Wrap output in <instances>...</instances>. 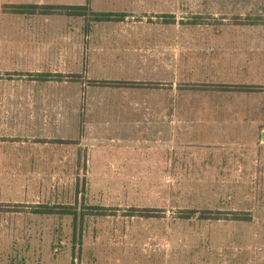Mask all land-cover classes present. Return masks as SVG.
<instances>
[{
    "label": "rangeland",
    "instance_id": "obj_1",
    "mask_svg": "<svg viewBox=\"0 0 264 264\" xmlns=\"http://www.w3.org/2000/svg\"><path fill=\"white\" fill-rule=\"evenodd\" d=\"M27 1L0 0V12ZM133 1L104 6L134 11L120 22L86 27L55 15L46 35L29 21L0 29L6 39L38 37L23 43L20 62L0 60V264H264V79L251 97L233 95L239 121L249 117L240 103H260L253 140L236 139L250 133L241 128L180 150L142 140L150 116L129 101L160 89L147 79L156 78L163 4ZM227 2L228 20L261 24L264 60V0ZM180 5L189 19L190 0ZM38 71L63 78L41 82ZM47 204L76 216L34 211ZM203 209L250 219L203 221Z\"/></svg>",
    "mask_w": 264,
    "mask_h": 264
},
{
    "label": "crops",
    "instance_id": "obj_2",
    "mask_svg": "<svg viewBox=\"0 0 264 264\" xmlns=\"http://www.w3.org/2000/svg\"><path fill=\"white\" fill-rule=\"evenodd\" d=\"M120 1L89 0V7L94 12H134L129 9L107 10L104 7L111 2ZM138 2L139 0H134L129 7L138 5ZM161 2L163 5L158 8L163 13L158 22L161 29L157 34L161 40L156 57L158 67L156 78L151 80L149 74L150 78L147 79L157 81L160 89L156 94H149L147 99L129 101V109H142L145 110L143 116H150L146 119L147 123L141 126L148 132L145 134L147 137L142 140L167 139L173 143L172 149L180 150L182 141H230L233 134H237L236 129L240 128L249 129L250 133L235 137L236 139L253 140L254 127L261 122L260 116H254L255 110L260 112V103L257 102L256 106L250 99V102L240 103L239 106L249 113V117L244 116L239 121L237 96L233 95L243 92V96L248 97L249 94L251 97L254 93L252 88L260 86L264 79L261 24L228 20L227 0H190L189 19L181 16V0ZM20 3L84 5L86 0H67L63 3L30 0L12 4ZM127 14L124 17H128ZM49 16L55 15L0 12V29L19 30L26 26L23 22L29 21V28L37 32L38 28L45 26L46 35L48 18H51ZM37 38H30L29 42H25L20 37H0V60L20 62L22 54L26 52L22 47L26 44L23 43L37 44ZM132 114L136 118L137 112H132L130 117H133ZM154 121L161 132L154 130Z\"/></svg>",
    "mask_w": 264,
    "mask_h": 264
},
{
    "label": "trees",
    "instance_id": "obj_3",
    "mask_svg": "<svg viewBox=\"0 0 264 264\" xmlns=\"http://www.w3.org/2000/svg\"><path fill=\"white\" fill-rule=\"evenodd\" d=\"M7 11L16 14L23 15H66L71 17H82L85 20L86 27H89L90 22H107V21H120L123 19L125 14H115L107 12H94L89 7V0H86L84 5H59V4H34V3H20V4H8ZM63 75V74H62ZM63 77L57 76V78L50 76L48 72L37 73V79L39 81H61ZM129 84V83H128ZM129 87V86H127ZM134 211V209H131ZM34 211L45 214H69L76 216V211L71 210L69 207L64 206L61 208H55L52 205H44V208H37ZM195 211L191 210L187 215L182 214L180 218L189 219L190 214ZM200 220H213L218 221L226 219L229 221H245L250 219L246 216L245 212L242 211H222V210H211L203 209L200 211Z\"/></svg>",
    "mask_w": 264,
    "mask_h": 264
}]
</instances>
